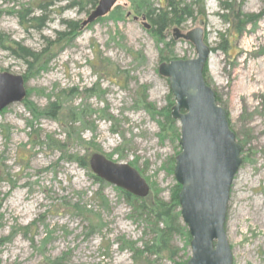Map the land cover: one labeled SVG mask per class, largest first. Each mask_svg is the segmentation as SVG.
Here are the masks:
<instances>
[{
  "label": "rangeland",
  "instance_id": "1",
  "mask_svg": "<svg viewBox=\"0 0 264 264\" xmlns=\"http://www.w3.org/2000/svg\"><path fill=\"white\" fill-rule=\"evenodd\" d=\"M40 1L0 0V72L23 76L27 89L21 102L0 113V264L189 260L191 238L180 205L169 210L174 233L167 250L139 254L154 231L121 188L98 182L77 158L100 153L127 163L147 181L151 201L157 196L171 205L181 189L175 177L181 126L171 115L175 99L159 67L197 57L193 43L174 36L175 29L185 34L195 28L211 49L205 81L242 147L225 225L233 264H264V217L254 214H264V89L248 100L236 90L243 77L251 79L250 71L264 69V0H119L85 27L97 7L87 13L89 0H44L54 3L45 23L25 30L20 16L28 10L39 15ZM171 1L178 10L170 26L159 35L145 28L149 8L167 9ZM187 5L192 17L181 10ZM74 24L78 30L59 41L57 33L71 32L67 26ZM8 42L44 55L30 69ZM56 100L63 109L54 118L43 111Z\"/></svg>",
  "mask_w": 264,
  "mask_h": 264
},
{
  "label": "water",
  "instance_id": "2",
  "mask_svg": "<svg viewBox=\"0 0 264 264\" xmlns=\"http://www.w3.org/2000/svg\"><path fill=\"white\" fill-rule=\"evenodd\" d=\"M118 1L99 0L82 26L108 15ZM143 25L150 29L147 23ZM174 31L176 39L190 41L197 52L194 59L163 62L159 67V73L169 80L175 99L171 115L181 126L175 177L181 185V216L191 237V257L186 264H233L225 225L232 184L242 164V147L230 128L225 109L205 81L204 69L211 49L204 42L202 29L185 34ZM26 95L23 76L0 72V113ZM89 164L96 176L138 198L150 193L147 181L127 163L93 153Z\"/></svg>",
  "mask_w": 264,
  "mask_h": 264
},
{
  "label": "trees",
  "instance_id": "3",
  "mask_svg": "<svg viewBox=\"0 0 264 264\" xmlns=\"http://www.w3.org/2000/svg\"><path fill=\"white\" fill-rule=\"evenodd\" d=\"M99 0H89L86 6H91V8L87 9V13L92 11L98 4ZM199 5H201V2H198ZM53 2H47L44 0L40 1V4L38 5L39 9V15H36L34 11H27V13H24L20 16L21 25L24 27L25 30H28L29 28H33L36 22H39V26L41 24H44L46 21V12L49 9V7L53 6ZM75 5V4H74ZM84 5L81 4V7ZM85 6V7H86ZM190 6H185L183 9H181L186 16L192 17V10L189 8ZM228 5H226L225 9L228 10ZM84 9V8H83ZM150 10L145 14L146 19H149L151 21V30L159 35L162 33L164 29H166L170 24L172 23V19L174 16H176V12L178 10L177 5L175 6L173 1L169 2L168 8H149ZM31 15V16H30ZM30 16V17H29ZM238 16V15H236ZM27 17H29L27 19ZM235 17V15H234ZM239 18V17H238ZM254 17L250 18L249 21L252 22ZM228 19V18H227ZM229 20V19H228ZM234 26L237 28L239 24H237V19L234 18ZM78 24H74V26H67V30H71V32H59L57 33V37L59 41H65L72 33L78 30ZM240 31V29H239ZM162 39V38H161ZM57 45V41L50 42L49 45ZM7 49L11 51V53L20 59L26 61V63L30 66V69H33L34 64L38 62L40 57H43L44 53L42 55L36 54V52L26 48L22 47L20 44L12 42L10 45V42H8ZM171 61V60H170ZM56 101H52L49 103L48 107L43 111L44 113H47L54 118H57L58 115H60L61 110L63 109V104L60 102L58 103ZM31 103H28L27 106L31 108ZM34 111V110H33ZM78 162L85 168H90L89 164V157L87 155H84L82 157L77 158ZM94 176H96L94 174ZM95 179L98 182H102L101 178L98 176L95 177ZM177 189H180V186H177ZM124 191V195L126 196V199L130 201L131 205L134 207L135 211L140 215V217L144 218L146 223L152 228L154 231L155 237L154 240L151 242L150 245H146L145 249L140 251L141 253H162L167 250L171 237L174 233V228L171 226V223L174 221L173 215H169V210L173 206L179 205V193L180 190H177L173 196V202H171V205L165 204L163 201L159 200L157 196H152L154 201H151L150 194L145 198H138L128 191L122 189ZM152 195V194H151ZM164 224L163 228H160V224ZM29 229V227L25 228ZM129 249H131L133 252H138L139 250L135 248L134 246H130ZM186 264V263H185Z\"/></svg>",
  "mask_w": 264,
  "mask_h": 264
},
{
  "label": "bare ground",
  "instance_id": "4",
  "mask_svg": "<svg viewBox=\"0 0 264 264\" xmlns=\"http://www.w3.org/2000/svg\"><path fill=\"white\" fill-rule=\"evenodd\" d=\"M251 75V79L246 81L245 77H243L237 87V97L241 99L248 100V98L254 94H258L264 89V69L260 72H249ZM250 102V101H249ZM244 199V198H243ZM262 200H256V204H260ZM254 214L260 215L264 217V214L261 211H254ZM245 217L247 214H241L240 217Z\"/></svg>",
  "mask_w": 264,
  "mask_h": 264
}]
</instances>
